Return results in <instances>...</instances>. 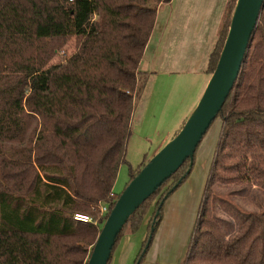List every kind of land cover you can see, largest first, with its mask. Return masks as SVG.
Masks as SVG:
<instances>
[{"label": "trees", "instance_id": "trees-1", "mask_svg": "<svg viewBox=\"0 0 264 264\" xmlns=\"http://www.w3.org/2000/svg\"><path fill=\"white\" fill-rule=\"evenodd\" d=\"M169 1L0 0V264H88L122 193L114 185L128 164L133 116L150 75L140 64L158 9ZM236 1L226 4L207 64L210 76ZM218 119L183 264H264V210L246 214L227 236L215 191L235 186L241 198L258 201L264 192V7ZM149 160L145 154L129 165L125 187ZM194 160L187 158L130 215L112 254L125 231L137 232L150 214L136 258L142 263L167 199L189 178ZM76 213L93 221L75 220Z\"/></svg>", "mask_w": 264, "mask_h": 264}, {"label": "rangeland", "instance_id": "rangeland-1", "mask_svg": "<svg viewBox=\"0 0 264 264\" xmlns=\"http://www.w3.org/2000/svg\"><path fill=\"white\" fill-rule=\"evenodd\" d=\"M64 49L58 54L57 59L63 56ZM144 60L146 57L143 62L141 61L140 70L148 71ZM149 73L147 84L133 116L132 135L127 152L128 164L121 166L114 185V190L117 193L124 190L129 180V165L137 166L144 159L145 154L149 158L153 157L175 136L168 127L173 125L175 129H180L182 119L191 115L193 112L191 109L193 107L195 109L198 104L197 99L201 93L202 82L207 76H202L198 69L184 75L181 73L176 75L165 73L152 75V72ZM164 86L167 90L170 88L171 98L169 97V102L166 105L167 113H164V121L160 124L156 123L155 117L146 116L149 103H151L147 100L153 90H155L154 99L162 98V90H166L163 88ZM170 109H173L174 114L179 112L177 118L175 116L170 118ZM166 119L171 122L167 127L165 126ZM220 125V119L212 123L195 152L193 171L187 182H184L167 199L162 212V220L141 264H183L217 146ZM215 191L219 197L216 208L217 215L227 236L236 233L246 214L264 210V192H260L261 201H258L241 198L242 196L235 186L219 185ZM190 197L193 200H189ZM149 218L150 214L137 232L133 233L128 229L125 231L112 254L110 264H137V255L147 237Z\"/></svg>", "mask_w": 264, "mask_h": 264}, {"label": "water", "instance_id": "water-1", "mask_svg": "<svg viewBox=\"0 0 264 264\" xmlns=\"http://www.w3.org/2000/svg\"><path fill=\"white\" fill-rule=\"evenodd\" d=\"M263 7L264 0L236 1L221 55L197 106L178 133L150 158L124 188L102 226L88 264H108L117 236L130 215L187 158L193 162L198 145L236 83Z\"/></svg>", "mask_w": 264, "mask_h": 264}, {"label": "crops", "instance_id": "crops-1", "mask_svg": "<svg viewBox=\"0 0 264 264\" xmlns=\"http://www.w3.org/2000/svg\"><path fill=\"white\" fill-rule=\"evenodd\" d=\"M228 1L170 0L162 4L158 9L155 28L146 46L145 56H143L146 57L144 61L148 68L147 72H152V75L160 73L170 75L181 73L184 75L198 69L202 76L207 75L202 82L201 93L197 99L199 102L198 100L210 78L206 71L207 64L217 42L220 23ZM144 58H142V62ZM154 93L155 90L147 100L151 103H149L146 116L155 117L156 123L161 124L164 121V113H167L168 99L171 98L170 88L162 90V98H157V100L154 99ZM152 102L154 103L152 104ZM146 106L147 102L145 110ZM193 108L191 111L194 110ZM172 111L173 109L169 110L170 118L173 116L177 118L179 112L174 114ZM186 119H182L181 125ZM165 121H167L166 127L171 124L168 119ZM168 128L172 131L173 136L179 130V128L175 129L173 125ZM114 192L116 191L114 190ZM189 200H193V198L190 197Z\"/></svg>", "mask_w": 264, "mask_h": 264}, {"label": "built area", "instance_id": "built-area-1", "mask_svg": "<svg viewBox=\"0 0 264 264\" xmlns=\"http://www.w3.org/2000/svg\"><path fill=\"white\" fill-rule=\"evenodd\" d=\"M112 195H114V194L112 193ZM108 211H109V209H108L107 205H103L101 207V213L102 214H106ZM74 219L78 220V221H82V222L93 221V218L90 215L83 214V213H76L74 215Z\"/></svg>", "mask_w": 264, "mask_h": 264}]
</instances>
